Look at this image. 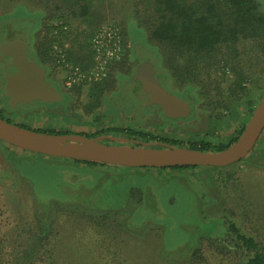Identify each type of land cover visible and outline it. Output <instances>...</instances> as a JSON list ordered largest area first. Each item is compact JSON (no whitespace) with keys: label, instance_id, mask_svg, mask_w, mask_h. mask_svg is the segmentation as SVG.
<instances>
[{"label":"rangeland","instance_id":"1","mask_svg":"<svg viewBox=\"0 0 264 264\" xmlns=\"http://www.w3.org/2000/svg\"><path fill=\"white\" fill-rule=\"evenodd\" d=\"M258 1L264 11V0ZM156 12L159 13L156 3L147 0H0V43L23 41L42 60L39 55L42 34L46 25L51 24L62 44L54 43L53 60L49 57L48 61H42L51 77L65 85L67 71L56 64L54 46L70 53L72 65L88 69L90 35L105 23H115L135 43L141 61L156 64L159 48L163 55L161 64L172 76L173 84L180 89L188 84L195 93H200L206 109L224 101L225 95L238 96L244 80L254 79L255 73L260 78L263 73L260 70L264 71L260 68V56L258 67L254 64L255 56L249 64L247 59L246 65L242 60L237 62V54L228 47L230 42L222 43L226 54L217 49L208 66L201 62L194 73L176 72L169 62L167 48L152 38L151 25ZM0 64L3 65L2 59ZM1 72L0 66V110L13 123L34 129L101 137L108 144L144 142L153 146L161 142L138 135L145 133L177 138L179 147L206 140L215 147L229 145L242 129L240 124L228 129L222 126L217 128V135L203 138L191 128L172 131L159 122L139 126L129 121L130 117L117 124L108 121L107 125L85 111L86 91L79 95L66 87V97H74V103L63 102L61 112L57 113L38 101L17 102L2 86ZM108 86L104 83V89ZM263 98L264 91L252 103L243 126ZM117 101H121L123 113L148 117L149 109L138 106L131 94L120 100L117 97ZM239 106L236 104L233 110ZM194 117L183 123H195ZM114 126L124 130L103 131ZM263 151L264 135L242 161L220 170H208L212 179L198 168L196 183L186 181L183 175L167 179L168 175L154 178L143 174L130 176L126 172L99 178V183L95 176L90 178L93 182L90 184L86 177L78 181L75 178L78 172L62 158L24 151L0 141V242L5 239L0 264H245L247 255L237 247L236 237L229 229L234 224L264 250ZM138 185L142 186L143 194L134 191L128 197V188ZM39 233L45 239L42 242Z\"/></svg>","mask_w":264,"mask_h":264},{"label":"water","instance_id":"2","mask_svg":"<svg viewBox=\"0 0 264 264\" xmlns=\"http://www.w3.org/2000/svg\"><path fill=\"white\" fill-rule=\"evenodd\" d=\"M0 58L4 59L2 86L13 94L17 102H49L59 95V92L47 83L44 69L28 58L23 41L0 43ZM147 65L154 71L153 64L147 62L138 68V73ZM133 93L144 105L160 104L169 116H185L190 111L186 102L167 93L155 78L154 72L144 77L143 85L134 84ZM263 132L264 98L237 140L220 151H204L161 142L153 146L144 142H138L137 145L108 144L103 142L101 137L39 132L9 122L0 115V141L9 146L48 157L96 161L133 168L229 167L242 161L252 152Z\"/></svg>","mask_w":264,"mask_h":264},{"label":"trees","instance_id":"3","mask_svg":"<svg viewBox=\"0 0 264 264\" xmlns=\"http://www.w3.org/2000/svg\"><path fill=\"white\" fill-rule=\"evenodd\" d=\"M150 1L156 3L159 12L158 14L156 12V18L151 25L152 38L167 48L168 55L171 57L169 62L175 66L176 72L186 70L194 73L201 62L208 66L209 62H212L215 58L217 49L222 50L223 54H226L222 47L224 42H230L228 47L237 54V62L242 60L245 65L246 59L249 64L250 58L254 56L258 58L261 54V48L263 47L264 49V11L258 0H147L148 3ZM135 25L139 27V24ZM46 26L47 29L42 34L43 43L39 49V55L44 61H48L49 57L53 60L52 48L54 43L59 42L62 44L61 38L54 33L51 24ZM119 27L122 30L127 46L126 32L121 26ZM130 35L132 36L131 30ZM91 37L92 35L89 37V47L91 46ZM135 46L134 43L133 47L136 48ZM66 53L68 59L71 60L70 53ZM88 58V63L91 64V50ZM241 70L247 71L244 67H241ZM104 83L103 81H98L75 86L70 90L79 95L86 91V95L97 96L98 93L104 90ZM0 115L12 122L4 116L2 110H0ZM21 126L34 129L26 125ZM244 127H242L232 142L237 140ZM34 130L52 134L72 133L71 131ZM138 135L144 138L156 139L154 136L145 133H138ZM170 143L174 146L179 145L177 141ZM229 145L215 147L211 143L198 144L194 142L184 147L204 151H220ZM63 160L67 162L71 169H75L76 167L74 166L79 164L106 165L96 161ZM198 167L200 166H178L174 167V169H195ZM210 169L220 170L221 168L211 167ZM208 176L212 179L213 175L209 174ZM229 230L236 237L237 247L247 255L245 264H264V250L253 237L241 233L234 224L230 226ZM38 238L40 242L45 240L42 233H39ZM4 242L5 239L0 242V251L4 248L2 246Z\"/></svg>","mask_w":264,"mask_h":264},{"label":"flooded vegetation","instance_id":"4","mask_svg":"<svg viewBox=\"0 0 264 264\" xmlns=\"http://www.w3.org/2000/svg\"><path fill=\"white\" fill-rule=\"evenodd\" d=\"M127 47L125 51L122 53L120 58L114 62L108 71L103 82L109 84L107 89H104L103 92L98 93L97 96H86V108L85 111L94 119L100 120L102 119L105 124L108 125V121H112L117 124L118 121H123L124 117L128 118L132 123H137L139 126H145L150 124H158L159 122L166 129L170 130H179L188 131V129L197 130V134L203 135V138L212 137L217 135V128H230V125L235 127L236 124H240L241 128L243 127L244 121L247 120L248 115H250V109L252 103L262 94L264 91V71L260 70V78L257 77V73H255L254 79L250 78L245 79L242 86L239 88L238 96H229L225 97L224 101L216 102V106L213 109H206L205 106H202L204 103V98L195 93L193 89L189 88L188 84L181 87V89L173 84L171 80V75L167 71L166 67L161 64V60L163 59L162 51L158 48L155 55L158 57V61L155 64L150 61H141L138 55L136 54V48L133 47L132 39L126 35ZM27 56L29 59L37 62L41 68L44 69L46 75V81L50 86H53L58 92L59 95L53 101L45 102L42 100H38V103L41 105H46L54 109L55 112H61V104L64 102L65 104H73L74 97H66L68 94L66 93V86L59 79L55 77H51V73L49 68L43 61L32 54L30 46L26 45ZM262 55H260V68H264V49H262ZM33 57V58H32ZM4 62L3 58L0 60ZM150 62L153 64L154 71L151 70L150 66H144L143 71L138 73V68L143 64ZM255 65L258 67L257 58H255ZM2 67V65L0 64ZM258 69V68H257ZM155 75V78L161 83L162 87L167 91L170 96L176 97L189 105L190 111L185 116H169L165 113L163 107L160 104H151L144 105L139 101L137 96L133 93V85L136 83L141 86L144 82V77L149 76L150 74ZM2 78L4 77L3 70L1 72ZM141 75V76H140ZM140 76V78H139ZM141 78L143 80H141ZM252 80L254 81L252 83ZM135 81V82H134ZM259 86V87H258ZM231 87L237 88L236 85ZM245 87V88H244ZM242 90H245L242 92ZM248 91V92H247ZM131 94L132 100L136 102V104L141 106L142 108H148L149 113L146 115L147 118H136L134 113H123L120 111L119 103L121 101H117V97L122 98L125 94ZM247 93V94H246ZM124 94V95H122ZM246 94V95H244ZM61 95L63 99L60 100ZM242 95H244L242 97ZM66 100V101H64ZM62 101V102H61ZM202 103V104H201ZM121 104V103H120ZM236 104H240V108L234 109ZM222 105L225 107L222 108ZM250 106V107H248ZM67 109V108H66ZM69 110V109H67ZM53 111V110H52ZM213 112V113H212ZM234 112V113H233ZM195 115L196 122L191 124L183 123L185 120H189L190 117ZM5 116V115H4ZM167 119L170 123L165 121ZM237 128H235L236 130ZM124 129H120L118 126L108 127L103 131H112L119 132ZM128 131V130H126ZM135 132V131H134ZM149 135V134H148ZM264 135V132L262 136ZM152 136V135H150ZM154 136V135H153ZM92 137V136H91ZM155 140H161V143L165 140L168 142H164L167 144H171L172 141H178L177 138H164L160 136H154ZM150 138V137H149ZM261 139V138H260ZM206 140V139H205ZM202 143H210V141H202ZM201 144V143H200ZM212 144V143H211ZM258 144V143H257ZM264 155V151L262 152Z\"/></svg>","mask_w":264,"mask_h":264},{"label":"built area","instance_id":"5","mask_svg":"<svg viewBox=\"0 0 264 264\" xmlns=\"http://www.w3.org/2000/svg\"><path fill=\"white\" fill-rule=\"evenodd\" d=\"M92 63L88 69L72 65L65 51L59 45L54 46L56 64L67 71V88L102 81L110 66L125 51L126 41L119 25L105 23L91 37Z\"/></svg>","mask_w":264,"mask_h":264},{"label":"crops","instance_id":"6","mask_svg":"<svg viewBox=\"0 0 264 264\" xmlns=\"http://www.w3.org/2000/svg\"><path fill=\"white\" fill-rule=\"evenodd\" d=\"M74 167H76L74 170L78 172L77 176V180H83V177L89 178V180L85 179V181L90 182V184H92L93 182H91L90 180L92 178H95V176L98 177V183L99 178L103 179L104 176H121L122 174H127L132 176V175H137V176H141L143 175H147V176H151L154 178H160V176H166L168 175V178H172L175 176H179V175H183V177L185 176V180L186 181H193L196 183L197 180V176L199 175V173L196 171L198 170V168L200 169V172L204 173V176H206V178L208 177L209 174L208 170H210L211 167H206L205 169L203 167L205 166H200L198 168H191V169H174V168H133V167H123V166H118V165H110V164H106V165H98V166H94V165H75ZM213 168V167H212ZM206 174V175H205ZM91 178V179H90ZM100 179V180H101ZM97 183V185H99ZM77 184V183H76ZM134 188V189H133ZM140 188V189H137ZM134 191H140L143 194L142 191V186H131L128 188V193L127 196L130 197L131 193Z\"/></svg>","mask_w":264,"mask_h":264}]
</instances>
